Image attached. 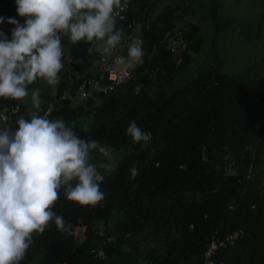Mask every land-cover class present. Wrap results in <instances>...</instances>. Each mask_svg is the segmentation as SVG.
Masks as SVG:
<instances>
[{
	"label": "trees",
	"instance_id": "obj_1",
	"mask_svg": "<svg viewBox=\"0 0 264 264\" xmlns=\"http://www.w3.org/2000/svg\"><path fill=\"white\" fill-rule=\"evenodd\" d=\"M161 1L132 0L126 19L117 20L127 34L135 33L136 23L142 25L146 55L135 66L134 79L75 108L66 97L48 117L72 126L89 119L88 139L117 150L118 171L101 185L106 199L85 209L67 201L61 189L53 210L74 231L83 228L81 236L66 238L52 223L43 234H33L34 243L19 264H206L212 242L217 244L213 264H264V49L256 62L235 74L221 71L213 51L210 66L178 82L175 78L201 49L202 34L198 25H186L181 33L187 48L177 64L164 40L174 35L181 12L191 19L193 0H169L155 16ZM201 1L208 7L213 41L232 31L249 38L252 23H220L216 1ZM231 1L240 5L244 0ZM0 4L5 21L0 31L11 38L14 25L7 20L24 24L27 17L18 15L15 0ZM62 46L60 82L54 95L40 94V107L77 90L81 80L71 76L66 59L78 76L98 70L95 51L86 64L74 62L77 47L95 46L68 45L67 40ZM12 106L28 108L23 100L0 98V113ZM132 120L152 133L143 151L126 134ZM133 164L135 180L130 179ZM234 233L238 236L227 242Z\"/></svg>",
	"mask_w": 264,
	"mask_h": 264
},
{
	"label": "clouds",
	"instance_id": "obj_2",
	"mask_svg": "<svg viewBox=\"0 0 264 264\" xmlns=\"http://www.w3.org/2000/svg\"><path fill=\"white\" fill-rule=\"evenodd\" d=\"M15 2L18 15L27 19L24 24L7 20L14 25L11 38L0 31V98L23 100L29 96L28 86L38 79L57 85L64 68L62 40L93 45L106 57L127 41V55L116 61L129 68L143 63L142 25L135 24L134 34L117 27L127 0ZM4 22L0 17V24ZM31 102L40 109L38 88L31 92ZM0 120L5 121L0 124V264H19L34 243L33 234H43L52 223L66 238L76 234L73 225L53 210L60 190L67 201L94 209L106 199L101 185L118 171L119 158L114 147L82 138L63 118L33 112L30 118L19 117L18 127L6 123L2 113ZM126 134L142 151L153 139L135 120ZM137 176L133 164L130 179Z\"/></svg>",
	"mask_w": 264,
	"mask_h": 264
},
{
	"label": "rangeland",
	"instance_id": "obj_3",
	"mask_svg": "<svg viewBox=\"0 0 264 264\" xmlns=\"http://www.w3.org/2000/svg\"><path fill=\"white\" fill-rule=\"evenodd\" d=\"M217 17L220 23L232 20V25H236L239 21L252 23L253 27L248 31L249 38L241 37L237 32H227L220 34L215 41L212 39L213 24L209 15L208 7L201 0H193V16L187 17V14L181 12L175 22L174 34L182 32L188 23H194L200 27L202 34V47L197 54H193V59L183 75H178L175 80L178 82L189 81L197 76L199 72L206 69L212 63V53L216 52L220 59L222 72L226 74L238 73L242 68L253 64L258 60L264 49V0H244L240 5H235L231 0H215ZM169 4V0H162L157 16L164 7ZM0 4V9H3ZM154 16V17H155ZM254 35H258L257 38ZM252 37V38H251ZM84 42H81L83 44ZM68 45H73L68 42ZM68 47V46H67ZM70 46L66 49L69 51ZM67 60V59H66ZM41 93L54 95L56 85L50 86L45 81L39 79L35 82L34 87L28 91L29 96L23 101L28 104V108L35 109L31 102V92L35 89ZM149 95H153V91H148ZM41 102L43 101L40 96ZM90 120H80L73 126L77 129L78 134L82 138H87V130ZM83 228L75 229L76 235L79 237ZM189 262V261H188ZM187 262V264H189ZM195 264V262L193 263Z\"/></svg>",
	"mask_w": 264,
	"mask_h": 264
},
{
	"label": "built area",
	"instance_id": "obj_4",
	"mask_svg": "<svg viewBox=\"0 0 264 264\" xmlns=\"http://www.w3.org/2000/svg\"><path fill=\"white\" fill-rule=\"evenodd\" d=\"M132 0H127V6L122 10H119V16L117 20L124 21L126 19V14L129 9V4ZM166 48L173 54L177 64H180L182 61V54L186 51L187 41L183 37L181 32H178L172 36L167 35L164 40ZM127 43L124 46H118V48L110 55L104 56L102 52L97 47H90L85 51H82L79 47L75 52L74 62L79 64H86L89 62L93 52H96V65L98 70L96 72H91L90 75L82 74L78 76L77 73L72 71V68L69 67L71 59L68 60V70L70 71L71 76L78 78L80 81L79 86L74 94H69L68 92L62 94L59 97H54L45 108L40 107V109H30L27 108L24 111L20 109L19 106H12L7 108L8 111L2 112L4 116H7L6 123L11 124L14 127L16 125V120L23 116L25 118H30L33 112H36L38 115H45L49 117V114L62 106V102L68 98L70 102V107L75 108L80 103L87 101L89 98L98 95H107L109 92L115 88L129 82L135 77V66L126 67L116 61L117 56H126L127 55ZM67 97V98H66ZM5 121L0 120V124H4ZM238 236V233H234L232 236L226 238L227 242H231ZM223 243H220V246H223ZM217 248V244L212 242L204 255L206 264H213L210 260L214 250Z\"/></svg>",
	"mask_w": 264,
	"mask_h": 264
},
{
	"label": "crops",
	"instance_id": "obj_5",
	"mask_svg": "<svg viewBox=\"0 0 264 264\" xmlns=\"http://www.w3.org/2000/svg\"><path fill=\"white\" fill-rule=\"evenodd\" d=\"M67 61H68V59H67Z\"/></svg>",
	"mask_w": 264,
	"mask_h": 264
}]
</instances>
